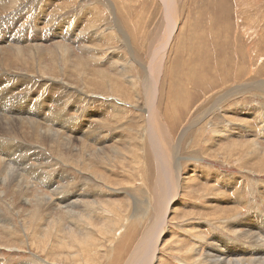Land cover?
Returning a JSON list of instances; mask_svg holds the SVG:
<instances>
[{
    "label": "rangeland",
    "instance_id": "rangeland-1",
    "mask_svg": "<svg viewBox=\"0 0 264 264\" xmlns=\"http://www.w3.org/2000/svg\"><path fill=\"white\" fill-rule=\"evenodd\" d=\"M0 1L11 2H8V5L5 3L0 8V46L3 47L4 51L3 54L0 53V57L2 58H0V66L3 68L7 67L6 70L12 74L23 75L29 73L27 75H30V77L28 76L29 78L26 79L28 83L21 84L17 88L15 86L14 80L16 77L14 76L18 75L9 74L11 77H5V79L0 82L2 83L0 91L3 93H0V97H2L0 98V108L2 109L4 107V113L8 115L18 114V116L25 115L26 117L29 115L33 118L39 119L40 115L44 112L43 109H41V106L43 103L45 105V102L35 101H39L41 99H49L46 103V106L48 105L47 107L58 108L61 102L57 104L54 100L58 98L60 93V91H58V87L60 86H55L50 83L48 84V82L45 81L46 79L38 80L41 76L37 74L38 69L36 66L38 64L40 65V62H42V65L44 64L46 67L49 66L51 70H54L55 67H57L56 73L58 72L59 76L63 74L62 77H59V80L63 82L66 80V82H72L73 78L76 79V74L74 73L77 72L74 67L70 68V66L67 65L66 68L63 67L65 64L62 56L65 55V53L64 50L58 51L60 46L69 48L71 50L70 53L72 52L70 57H73V59L83 58V61L84 59L86 61L87 58L88 68L92 69L91 71L96 72L98 68L100 70L110 69L109 71L112 74H115V69H112L114 63L113 61H115V59L113 60L111 58V56L115 53H119V55L127 57V55H129L128 53L132 51L135 53L136 57L138 56L137 58L139 61L148 65L154 49L158 45L163 44L162 49L166 51V57L163 64L165 65V72L160 77L159 85H156L154 89H156L157 93H159V102L157 103H159L160 105H158L161 106V109L159 108L160 111H164L166 109V112H168L166 113L167 117L165 116L164 111V115L162 112L161 116L158 115V119L160 117L162 118V121L160 122L165 127H163L164 135H166L167 131L171 133V139L169 138V132L167 134L169 138L167 143L169 142V146L174 147L176 140L179 139L182 132L191 124L192 127L190 126V129L183 136L179 149V154L182 157L181 165L183 167V173L184 175L187 174L188 180L186 184H182V192L180 190L178 196L170 204V212H167L168 218L164 225V231L163 234H161L158 245L156 264H162V262L166 264H194L191 262L192 258L189 257H191L190 251L192 247L196 248L195 239L204 240L203 244H198L199 246L202 244L199 247L200 251H197L198 255H202L204 253L206 254L209 251V246L216 245V241L218 238H220V240L228 239L232 242L240 243L243 250L253 254L245 257L248 260L261 256V251L256 254L253 249V245L247 243V241L243 239L235 237L237 234L235 235L234 233L239 231L244 232L246 229V224L240 223H245L250 217L253 216L258 217L257 221L253 220L249 222V227L254 229L259 225L260 228H264V0H167V3H164L163 0H108V2L107 0ZM29 2L30 4H28ZM57 2L58 5L60 2L61 6H56ZM69 4H71V6ZM88 6L91 9H88ZM167 7L169 8V15H167L168 17L166 16ZM85 9L87 10V13ZM92 9L94 12L91 11ZM88 10L92 13H89ZM108 10H110V12ZM72 12L75 13L72 15ZM93 13L96 14V17H93V15H95ZM169 17L174 20L173 23L170 22ZM91 18L94 19V21ZM85 20L86 22L88 21L87 25L86 22H84ZM90 20L93 21V24ZM69 22H75L76 25H73L74 27L71 28V25H68ZM126 24L127 26L125 27ZM168 30L170 34L172 31L171 36L167 33ZM99 33H101V35ZM71 35H73V37ZM87 35L91 36L92 41L90 40V44L86 41V39L89 38ZM125 37L127 38V42L125 41ZM81 41H83V45ZM34 46L37 48L35 51L36 53L30 49V47ZM85 46L90 47L92 50L96 49L95 51L99 50V55H95L99 58L101 57L100 59L103 58V62L101 61L102 63H98L97 61H91V55H93V53H89L88 50H84ZM20 47H23L20 50L22 51V54L17 53L16 48ZM40 48L41 50H39ZM4 53L6 56H4ZM29 62H31V64ZM146 69H149V66L146 67ZM134 71L131 72V77L136 79L139 69L138 71ZM64 73H70V77L64 76ZM1 76H3V74H1L0 77ZM150 81L152 84H155L156 79L151 76ZM236 87L237 90L234 91L235 93H232V95L229 96L226 95L227 90H234ZM138 89L141 92L140 99L137 103V108L140 111L138 112L135 108H131L132 112L136 113H129V119L131 121L117 119H115L117 120L115 121L108 119V125L105 124L108 127H103L104 131L100 129V131H102L101 138L103 139L101 141H103L102 145L104 149H110L112 145H114V140L112 139L115 136L116 139L130 141V148H132V150H137L135 146L139 144L141 145L140 149L143 147L147 148V146L149 149V140L146 135L142 136L143 141H139L138 131H140V119H137L139 117H137V115L143 114L144 116H148V113L145 114L147 106H145V99L140 87H138ZM9 90L10 93H8ZM240 90L241 92H239ZM13 93L15 95L17 94L19 97H22V95L24 96V94L25 96L30 94V98L34 100L33 102L35 103V107L29 111L26 110L28 109L27 107L29 99L26 98V104L23 106V104H21L20 101L16 99ZM104 101L107 102V100L100 98L97 103L92 104L91 108L98 111L107 109V114L110 116L113 112L107 108L108 106L106 102L105 104L103 103ZM110 101H113L112 98ZM99 103H101V105ZM117 103L120 104V102ZM77 106H83L82 108H84V110L82 109V111H78ZM102 106L104 107L102 108ZM91 108L84 102L79 103L76 101V99L72 101L67 98L66 107L64 109L65 117L66 119L74 122H80V119L85 118V122L88 121L90 124H94L89 126V128L96 129V126L100 128L96 120L98 117H93V115L90 113ZM206 111H208V113ZM203 113L205 116L202 115ZM196 120L198 125L193 122ZM26 123L30 124L28 121H24L23 123H20V121L15 122L14 124L12 123L11 125H15L14 130L17 132L12 135L7 134L6 132V129L9 126L5 123H0V139L8 143L15 138L19 142L28 146L30 150H32L33 147L32 153H35L38 150V148H36L37 146L44 145H40L38 142H36L37 140L32 128L27 126ZM18 126H20V129ZM47 126L49 128L55 129L53 125L48 124ZM64 134L67 136L68 132L65 130ZM96 134H99V132L97 131ZM234 134L236 137H234ZM224 135L226 139L224 138ZM30 136H32V138ZM74 136L76 138H72L71 140L75 139L74 141L77 142L75 143L76 145L79 144V146H81L85 145V143H89L85 137H82L77 133H75ZM77 137H80L79 140H77ZM132 138L134 139L131 140ZM123 141H121L120 144ZM252 141H257L258 144L256 145H258V148H260V151L256 154L252 153L254 148L251 145L247 148L238 147V145L250 144ZM132 144L134 147H132ZM91 145H93L95 148L93 142H91ZM44 147H46V151H43L42 153L45 156L47 155V158H51V160H53V162L46 166H39L40 162L43 163V158L35 160L34 157H29L27 159V162L29 161L30 168L20 165L23 162L24 156L28 155L23 151H16L13 157L10 158L11 160L8 159L11 161V166L9 165L8 168L10 169V167L14 166L13 168L16 169L11 168V170H15V172L18 171L16 172V174L19 175H16L17 178L21 177L22 173L23 176L26 175V171L33 173V175H26V182L24 183L26 188L31 190L26 194V196H28L31 201L42 197L40 199L47 203L44 205V208H46L47 211L49 210L50 206L52 208H59L60 206L57 207L56 203L58 205H64V203L69 199L68 195H72L77 192L80 195H84V198H81V205H86L87 202L91 203L92 201L103 203L104 200V202H107L109 199L120 202L123 200L122 202H127L126 194L124 193L125 189H120L122 192L110 191L107 187L108 185H105V182H103V184L101 180L95 179V177L89 171H83L80 168H75L74 165L66 162V165L63 164L65 166L58 165L59 167L62 166L61 168L53 167L55 161L57 162L59 159L57 152L51 151V149L47 146ZM237 149H245V151L240 150L239 154L241 156H236L235 154L237 153ZM38 151H40V149ZM227 151L230 153L228 156L225 155ZM231 153L233 155H231ZM17 154L22 155L17 158V161H14V156ZM129 159L132 160L131 158ZM233 159L236 161V163ZM147 161L143 168L140 167V169L144 170L143 172L145 173V178L143 179V183L152 196L153 201L151 202V207L152 209H156V181L151 167L152 164H155V161L151 153L147 154ZM99 169L102 171L105 170V174L109 177H112L110 178V181H113L111 182L113 184H110V186L119 187L117 184H123L120 188H126V185H129V187L127 186L129 190L128 193H130L132 196H135V191L133 190V188H135L134 182H136L137 187H140L141 184H143L142 181H139L140 178L138 171L135 172L134 170V179L132 178L133 180L137 178L138 181H133L130 179V181L127 180L126 182L125 179L128 178V175L122 169H110L104 166H102V168L99 167ZM11 170L10 172H13ZM193 171L195 173H193ZM35 173L37 176L34 175ZM215 173L220 175L222 174L221 177L224 179L218 178L215 180V182H213L214 180L212 174ZM44 174H47L50 176V178H52L54 185L53 187H49L50 185L48 186L43 183V178L44 180L47 178V176ZM59 174L62 175L60 177H63L65 180L54 177ZM223 175H233V179L227 183V180L225 177H223ZM203 182L205 184H203ZM209 182H212V184ZM131 186H133V188H131ZM63 187L64 190H62ZM203 189L205 190L202 191ZM196 191H198V193H196ZM190 193L191 195H189ZM9 195L10 196L2 198L0 201V207L4 209L3 211L0 210V215H3L5 218H7L9 223H15L18 228L17 232L20 233L24 227L22 226L23 224L21 223V219L26 215L25 210L28 209L29 206L23 202L22 198H17L16 200L13 199V196L15 197V195L12 192H10ZM99 197L103 200H100ZM75 199L76 198L70 199V201ZM79 199L80 198L76 200ZM86 199H88V201ZM91 199L92 201H90ZM12 200L14 204L17 203V210H13L10 205L8 206L9 202ZM238 200H240L241 203L240 201L238 202ZM210 207L212 208L210 209ZM175 208L176 210H174ZM152 209L147 216L148 221L146 219L144 222L137 220L134 226L129 228L127 231L122 230L121 232L117 233V237L119 236L120 239L118 240V250H116L122 256V258L128 257L132 252L134 246H136L141 234L143 233L142 229H144L145 226L147 227L148 225H152L154 222L156 218L155 213H157V210ZM30 210L33 212V207ZM59 212L58 210H54L51 213H53V217L60 219V217H58L60 215ZM61 215V219H65V223L67 224L65 214ZM42 216L46 217V214H43ZM149 217L150 219L152 218L151 221ZM178 217H181L180 219L182 220H180ZM12 218L13 220H11ZM232 219L234 221H232ZM149 221L152 223L149 224ZM234 223H238L239 225L235 224V226ZM42 227H45V224ZM165 227L167 228L165 229ZM198 232L202 235L194 236L198 234ZM256 233L258 238L261 236L264 238L263 232L257 230ZM2 235L7 240L14 236L10 233L4 232H2ZM19 241H21V239H13L14 243H19ZM261 244H259L260 248H264V243L262 245ZM216 246L218 249V244ZM256 246L257 244H255V247ZM16 247L17 248H5L4 246L0 247V264H30L33 261V256L39 254V251H37L36 248L33 249V247H26L25 249L19 248L18 246ZM183 254L185 255L183 256ZM42 257L45 258L44 255H42ZM233 258L237 260V256H233Z\"/></svg>",
    "mask_w": 264,
    "mask_h": 264
},
{
    "label": "bare ground",
    "instance_id": "bare-ground-1",
    "mask_svg": "<svg viewBox=\"0 0 264 264\" xmlns=\"http://www.w3.org/2000/svg\"><path fill=\"white\" fill-rule=\"evenodd\" d=\"M166 1L167 0H163L164 3L168 2V1L167 2ZM8 2L9 1H0V8L5 3L7 4ZM12 2H18V1H12ZM30 2L28 4H30ZM60 2H59V5L57 2L56 6H58V7L61 6ZM107 2H108V0H107ZM9 3H11V2H9ZM20 3H19V5H20ZM22 4H24V3H22ZM69 5L71 6V4H69ZM108 5H110V4H108ZM6 6H5V8H6ZM90 6H92V5H90ZM171 7H173V6H171ZM68 8H70V7H68ZM88 9H91V8H89V6H88ZM3 10H5V9H3ZM71 10H72V8H71ZM168 10H169V8L167 7L166 16L169 15ZM85 11L87 13L86 9H85ZM91 11H93V9ZM91 11H89V13ZM108 11L110 12V10H108ZM3 13H5V12H3ZM65 13H67V12H65ZM74 13L72 12V15ZM93 14H95V13H93ZM96 14H97V12H96ZM96 14L93 15V17L94 16L96 17ZM90 17H88V18H90ZM169 19H170L171 23L174 22V20L171 17H169ZM92 20L94 21V19H92ZM93 21H91L92 24H93ZM84 22H86V20ZM87 22H86V25H87ZM120 22H122V21H120ZM120 22H119V24H120ZM90 23H88V24H90ZM68 25H71V28H72L76 24H75V22L74 23L69 22ZM104 25H105V23H104ZM88 26H90V25H88ZM113 26H115V25H113ZM126 26H127V24L125 25V27ZM78 27H79V25H78ZM64 29H65V26H64ZM88 30H90V29H88ZM91 31H92V29H91ZM101 33H102V31H101ZM101 33H99V34L101 35ZM167 33L170 34L169 30L167 31ZM60 35H62V34H60ZM171 35H172V31H171L170 36ZM71 36L73 37V35H71ZM88 37H89L88 39H86V38L85 39L90 44V42L92 41L91 36H88ZM101 38L104 39L103 37H101ZM111 40H109V41H111ZM126 40H127V38L125 37V41ZM82 42L83 41H81V43ZM61 45H63V44H61ZM82 45H83V43H82ZM95 45H97V44H95ZM88 46H85L84 50H88L89 53H93V55L90 54L91 55V61H93V62L97 61L98 63H100L101 61L103 62V58L100 59L101 57L99 58L98 56L95 55V54L99 55V52H98L99 50H97V51H95L96 49L92 50ZM93 47H94V43H93ZM22 48L23 47L16 48L18 54L19 53L22 54V51H20ZM59 48L60 49H58V51L64 50V53H65V55L62 56L64 59V64H65V65L63 64L64 65L63 67L66 68V65L70 66V68L74 67V69L77 72V73H74V74H76V79L73 78L72 82H70V81L66 82L67 80L65 78L70 77L69 76L70 73L69 74L64 73V76H66L64 79L66 81L63 82V81L59 80V77L60 76L62 77L63 74L61 73L62 75L59 76L58 72L56 73L57 67H55L54 70H51V68H49V66L46 67V66H44V64L42 65L41 64L42 62H40V65L37 63L38 65L36 66L38 69L37 74L41 76V77L38 76L40 78L38 80H45L46 79L45 81L48 82V84L50 83V84H53L55 86H57V85L60 86V87H58L59 88L58 91H60L58 98L54 100V101H56L57 104L59 102H61V104L58 106V108L47 107L48 105L46 106V103L49 99H41L39 101H35V102H41V101L45 102V105L43 103L41 106V109H43L44 112L40 115V118L37 119V118H33L27 114L26 115L28 118L25 115H20V116H18V114L8 115V114L4 113L5 109L3 107L2 109L0 108V123L1 124L5 123L6 125H8L9 127H7L6 132H7V134L12 135L14 133H17L16 130H14L15 125H11L12 123L14 124L15 122H19V121H20V123H23L24 121H28L30 124L26 123V125L29 126L30 128H32V131L34 132L36 140H37V141L36 140L35 141L38 142L40 145H44V146L49 147L51 149V151L57 152V156L59 157V159L57 162L55 161L54 164L52 163L54 165L53 167H59L58 165H63L66 162V163H69L71 165H74L75 168H78V169L80 168L83 171H89L95 177V179L101 180L102 183L105 182V185H108L107 187L110 191L115 192V191H120V189H125L124 193L126 194L127 202H122L123 200L120 202V201H115L113 199H109V200L107 199L108 200L107 202H104L105 201L104 200L103 203H101V202L92 201V199H91L90 200V201H92L91 203L85 202L86 205H81V203H82L81 198H84V195H80L78 192L77 193L73 192L74 194L68 195L69 199L66 202L64 201L65 202L64 205H58L56 203L57 207L60 206L59 207L60 209L55 208V207L52 208L50 206L49 210L47 211V209L44 208V205H46L47 203H45L42 199H40L42 197L37 198V200L33 198L34 200L31 201L30 198L28 196H26L27 192L31 191V190H28V188H26V185L24 184L26 182L25 177H26V175H28V176L33 175V173H31L30 171H29L30 173L28 171H26L27 172L26 175L23 176V173H22V176L19 177L20 178V180H19V178H17V176H19V175L16 174V172H18V171L15 172V170H11V168H13L14 166L10 167V169L8 168V166L11 164L10 158L13 157V155L15 154L16 151H20V152L23 151V152H26L28 154V155L24 156L23 162L20 160L22 162L20 165H23L25 167L30 168L29 161L27 162V159L29 157L30 158L34 157L35 160H37L39 158H43L42 159L43 163H41V162L39 163L40 167L50 164L51 162H53V160H51V158L50 159L47 158V155L45 156L42 153L43 151H46L45 150L46 147L37 146L36 148H38V150L40 149V151L37 150L36 152L34 151L35 153H32L33 147H32V150H30V148L28 146L19 142L15 138L12 139L11 141H9L8 143H6L0 139V201L2 198L10 196L9 193L12 192L15 195V197L12 195L13 199L16 200L17 198H19V199L22 198L23 202L25 204H27V206H29V208L25 210L26 215L21 219V223L23 224L22 226H24V227L20 233L17 232L18 228H17V225L15 223H9L7 218H5L3 215H0V231H1V233H0V245L4 246L5 248L6 247L17 248L16 246H18L19 248H22V249H25L26 247H33V249L36 248L37 251H39V254L35 255V256L32 255L34 258L30 264H42V263L43 264L44 263L45 264H156V261H157L156 254H157V250H158V245L160 242L161 234H163V231H164V225H165L167 218H168L167 212L169 211L170 204L178 196L179 191L181 190V192H182V184H186L187 180H188L187 174L184 175V173H183V169H182L183 167L181 165L182 157L179 154V149H180V142H182L181 140H182L183 136L186 134V132L190 129V126L192 125L191 124L187 129H185L181 135L179 134L180 137L178 140H176L174 147L169 146V142L167 143V140H169V138L171 139V133L169 131H167L166 135H164V128L165 127L160 122V121H162V118L160 117L158 119V115L161 116L162 112L164 115V111H165V116L167 117L166 113H168V112H166V109L164 111L163 110L160 111L161 106H159L160 104L157 103V102H159V93H157L156 89H154V87L156 85L157 86L159 85L160 77L165 72V69H164L165 65H163V64L165 61L164 59L166 57V51L162 49L163 44L158 45L154 49V51L150 57L148 65H146V63L139 61L137 58L138 56L136 57L135 53H133L132 51H130L128 53L129 55H127V57L119 55V53L118 54L115 53L114 55L111 56V58L113 60L115 59V61H113L114 63L112 66V69H115V74L113 73L114 75L109 71L110 69L109 70H100L98 68L96 70V72H93V71H91L92 69L88 68L87 58H86V61H85V59L83 61V58L73 59V57H70V54L72 52L70 53L71 50L69 48H67V47L65 48V47H61V46ZM81 48H80V50H81ZM30 49L33 52H35L37 48L34 46V47H30ZM39 50H41V48ZM3 52H4L3 47L0 46V53L3 54ZM36 55H39V54H36ZM107 55H108V53H107ZM4 56H6V54ZM88 59H89V57H88ZM29 63L31 64V62H29ZM148 66H149V69H146V67H148ZM51 67H52V65H51ZM6 68H3L2 66H0V75L3 74V76L0 77V82H2L5 79V77H11V75H18V76H14V77H16V78H14L16 88L21 84L28 83L26 81V79H28L30 77V75H27L29 73L23 74V75L12 74L11 72H8V70H6ZM64 69H63V72H64ZM138 69H139V71H138ZM134 70L138 71V73H137L138 76L136 77L137 80L133 79L134 77H131V72ZM9 74H11V75H9ZM19 76H21V77H19ZM151 76H153L156 79L155 84H152V82L150 81ZM33 77H34V75H33ZM43 77H45V78H43ZM1 86H2V83H0V87ZM138 87H140V89L142 91L143 97L145 99V106H147L146 107L147 109L145 110V114L148 113V116H146V115L144 116L143 114L137 115V117L139 116L137 119H140V121H139L140 131H138L139 141H143L142 136L146 135V137H148V140H149L148 143H149V149L150 150L148 149V146H147V148L143 147L140 149L141 145L140 144H139L140 146L136 145L135 144L136 141L134 144L136 145L135 147L137 150H132V148H130L131 147L130 141H126V140L123 141L121 139H116V136L114 138L111 136L113 138L112 140H114V145H112V147L110 149H104V147L102 145L103 141H101L103 139V138H101L102 137V134H101L102 131H100V129L103 130V127H108L107 126L108 125L107 124L108 119H112V120L117 119V120H124V121L128 120L129 121L130 120L129 119L130 114H132V113L136 114L135 112H132L131 108H135L138 112L140 111L137 108V103H138L140 96H141V92L138 89ZM240 88H242V87H240ZM254 89H255V87H254ZM235 90H237V87L234 88V90L233 89L229 90V91L227 90L226 95L227 96L232 95V93H235L234 92ZM239 92H241V90ZM0 93H2V92L0 91ZM8 93H10V90L8 91ZM26 94H28V93H26ZM13 95H15V94L13 93ZM30 96H31L30 94L27 96H25V94H24V96L22 95V97H19L17 94L15 95L16 99L19 100L20 103L23 104V106H24V104H26V98L29 99L28 107H27L28 109H26L28 111L35 107V103L33 102L34 100L31 99ZM157 97H158V100H157ZM0 98H2V97H0ZM50 98H51V96H50ZM67 98L69 100H72V101L74 99H76V101L79 103L84 102V103H86V105H89L90 108H91L93 103H97L100 100V98H102L103 100H107V102L104 101L103 103L105 104V102H106V104L108 106L107 108L109 110H111L113 113L111 111H109L112 113V114L110 113L111 115L109 116L107 114V109H103L102 111H98V110L91 108L90 113L93 115V117H96V116L98 117V119H96V120H97V124H99L100 128L97 127L96 125H95L96 129L89 128V126H92L94 124H90L88 121H87L88 123L85 122L84 121V120H86L85 118L80 119L79 120L80 122H74V121L66 119L64 109L66 107ZM111 98L113 101H110ZM175 100H177V99H175ZM117 102H120V104H118ZM127 102L132 103V104H128ZM99 104L101 105V103H99ZM82 107L83 106L78 107V111H82V109L84 110V108H82ZM103 107L104 106H102V108ZM105 107H106V105H105ZM135 109H134V111H135ZM159 112H160V114H159ZM206 112L208 113V111H206ZM72 115H73V113H72ZM202 115H204V113ZM44 116H46V117H44ZM146 117H148V118H146ZM117 120H115V121H117ZM164 122H166V121H164ZM193 122H195L196 125H198L197 120L193 121ZM48 124L53 125L56 130L49 128L47 126ZM105 124H107V125H105ZM116 124H117V122H116ZM18 125H20V124H18ZM214 126H216V125H214ZM18 127L20 129V126H18ZM65 130L68 132L67 136L64 134ZM75 130H76V132H75ZM225 130H226V128H225ZM97 131L99 132V134H96ZM256 131H258V130H256ZM168 132L170 134L169 138L167 136ZM238 132H240V131H238ZM75 133H77L78 135H81L82 137H85L89 143H85V145H81V146H79V144L76 145L75 143H77V142L74 141L75 139L71 140L72 138H76L74 136ZM232 133H233V131H232ZM111 134H112V132H111ZM224 134H226V133H224ZM117 135H119V134H117ZM21 136H23V135H21ZM30 137L32 138V136H30ZM80 137H77V140H79ZM234 137H236V135ZM224 138H225V135H224ZM133 139L134 138H132L131 140H133ZM26 140H27V138H26ZM104 140H105V138H104ZM184 140H185V138H184ZM87 141H85V142H87ZM121 141H123V142L120 144ZM253 141L250 142V144L238 145V147H246L247 148L248 146L251 145L254 148L252 153L256 154L260 151V148H258V145H256V144H258L257 141H255V142H253ZM91 142L94 143L95 148L93 147V145H91ZM219 144H220V142H219ZM132 147H134V145ZM240 150L245 151V149H237V153L235 154L236 156H241L239 154ZM228 151H229V148H228ZM228 151L225 154L227 156H228V154H230V153H228ZM149 153L152 154V157L155 161V164H152L151 167H152V171L154 172L155 181H156V197H157V199L155 200L157 203L156 209L155 208L152 209V207H151V202L153 201L152 196H151L150 192L148 191V189L146 188L145 184L143 183L144 182L143 179L145 178V173L143 172L144 170L140 169V167L143 168V166L146 164L147 154H149ZM144 154H145V156H144ZM237 154H239V155H237ZM21 155H19V154L15 155L14 161H17V158L20 157ZM231 155H233V154L231 153ZM227 156H225V157H227ZM22 158H23V156H22ZM129 158H131L132 160H130ZM236 158H238V157H236ZM8 159H10V160H8ZM235 163H236V161H235ZM249 164H250V162H249ZM65 165H63V166H65ZM102 166H104L106 168H110V169H122V170H124L128 175V178L125 179L126 182H127V180L130 181V179H132V178L134 179V176H133L134 170H135V172L138 171V175L140 178L139 181H142L143 184H141L140 187H137L136 182H134L135 188H133V186H131V188H133V190L135 191V196H132L130 193H128L129 185H126V188H123V187L120 188L123 184L122 185L117 184L119 187L110 186V184H113V183H111L113 181H110V178H112V177L107 176L104 172L105 170L102 171L101 169H99V167L102 168ZM61 167H59V168H61ZM63 168H65V167H63ZM13 169H16V168H13ZM250 169H251V167H250ZM10 170L13 171L14 174H13V172H10ZM33 171H35V170H33ZM193 173H195V172L193 171ZM206 173H207V171H206ZM42 174H40V175H42ZM34 175H36V173ZM44 175L47 176V178L45 177L46 179L44 180V178L41 176L43 178L42 181H44L43 183H45L48 186L50 185L49 187H53L54 185H53L52 178H50V176H48L47 174H44ZM221 175L218 173L212 174L213 180H214L213 182H215V180L218 178H222ZM60 176H62V175L59 174V175L54 176V177H58L61 180H65L63 177H60ZM196 176H197V174H196ZM232 176L223 175V177H225V179L227 180L226 181L227 183H228V181L233 179ZM121 179H123V178H121ZM222 179H224V178H222ZM40 181H41V179H40ZM133 181H138V179L136 178ZM209 183L212 184V182H209ZM203 184H205V183L203 182ZM27 185H28V183H27ZM64 187L62 190H64ZM186 189H187V187H186ZM198 189H200V188H198ZM204 190L205 189H203L202 191H204ZM120 192H122V190ZM192 192H193V190H192ZM196 193H198V191H196ZM234 193H236V192H234ZM207 194H208V191H207ZM189 195H191V193ZM203 195H205V194H203ZM218 197H220V196H218ZM74 198H76V199L80 198V199L79 200L75 199L73 201H70V199H74ZM89 198H90V196H89ZM19 199H18V201H19ZM22 199H21V201H22ZM93 199H95V198H93ZM99 199H100V197H99ZM86 200L88 201V199H86ZM100 200H103V199H100ZM239 201L240 200H238V202ZM177 202H178V200H177ZM240 203H241V201H240ZM16 204H14V202L12 200L11 202H9L8 206L10 205L12 207V209L15 210L17 207ZM237 204H239V203H237ZM32 207L34 209L33 212H31L32 210H30V209H32ZM231 207H233V206H231ZM180 208H181V206H180ZM182 208H184V207H182ZM186 208H188V207H186ZM211 208L212 207H210V209ZM224 208L226 209L225 206H224ZM229 208H230V206H229ZM151 209L157 210V213H155L156 218H155L154 222L153 223L150 222L152 218L150 219V217H149V219H150L149 224L152 223V225H150V226L148 225L149 227L145 226V228L142 229L143 233L141 234L136 246H134V249L132 250V252L129 254L128 257L122 258V256L117 251L118 250L117 247H119V241L118 240L120 239L119 236H118L119 238L117 237V233L121 232L122 230L127 231L129 228L134 226V224L137 220H140L141 222H144L145 219L147 220L148 219L147 216L150 213ZM0 210L3 211L4 209L1 208ZM54 210H56V211L58 210V212L60 211L59 212L60 215L58 216V217H60V219L53 217V213H51V212H53ZM174 210H176V208ZM210 212H212V211H210ZM218 212H216V213H218ZM43 214H46V217H43L42 216ZM61 214H65L67 224L65 223V219H63V220L61 219L62 218ZM257 218L258 217L253 216V217H250L249 220L246 221L245 223L241 222L240 224H246L245 231L244 232L239 231L240 233L235 232L234 234L235 235L237 234L235 237H237L239 239H243V240L247 241V243L253 245L254 246L253 249L256 252V254L259 253V251H261V253H260L261 256H258V257H255V258L248 260L245 257L253 255V254L249 253L246 250H243L242 245L240 243L232 242L228 239L227 240L226 239L220 240V238H218V240L216 241L218 244V249L216 246L217 244L213 245V246H209L210 247L209 251L206 254L204 253L205 255L204 254L198 255L197 251H200L199 247L203 244L204 240L195 239L196 248L192 247V249L190 251L191 257H189V258H192L191 262H193L194 264H264V248L263 247L260 248V246H259V244H261L263 242L264 238L262 236L260 238H258L257 233H256V231L258 230V231L263 232V234H264V228L262 229L258 225L257 227L254 228L256 230L255 231L253 228L249 227V222H251L253 220L257 221ZM185 219H188V218H185ZM233 219H232V221H234ZM11 220H13V218ZM180 220H182V219H180ZM14 222H15V220H14ZM44 224H45V227H42ZM235 224L239 225L238 223H234V225ZM258 224H259V222H258ZM251 226H253V225H251ZM187 227H189V226H187ZM232 227H234V226H232ZM136 228H137V224H136ZM166 228L167 227H165V229ZM2 232L10 233L11 235H14V236L11 237L9 240H7L3 237ZM230 232H231V229H230ZM200 235H202V234H200L198 232V234H196L194 236H200ZM173 237H174V234H173ZM14 238L21 239V241H19V243H14L13 242ZM224 238H225V236H224ZM261 238H263V239H261ZM127 242H129V241H127ZM181 242H182V240H181ZM130 243H131V241H130ZM199 243H202V244L199 246L198 245ZM16 244H18V245H16ZM255 244H257L258 248H257V246L255 247ZM171 249H172V247H171ZM179 250H181V249H179ZM255 252H254V254H255ZM172 253H173V251H172ZM175 253H177V252H175ZM121 254H122V252H121ZM42 255H44L46 259L43 258ZM184 255L185 254H183V256ZM233 256H237V260H235L233 258ZM188 260H190V259H188ZM21 264H29V263H21ZM162 264H166V263L162 262ZM182 264H184V263H182Z\"/></svg>",
    "mask_w": 264,
    "mask_h": 264
}]
</instances>
